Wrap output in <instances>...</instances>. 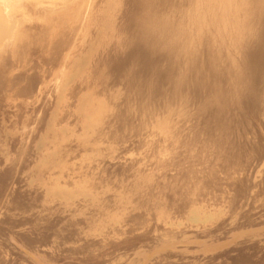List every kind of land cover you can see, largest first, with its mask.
I'll return each mask as SVG.
<instances>
[{"label": "bare ground", "instance_id": "bare-ground-1", "mask_svg": "<svg viewBox=\"0 0 264 264\" xmlns=\"http://www.w3.org/2000/svg\"><path fill=\"white\" fill-rule=\"evenodd\" d=\"M190 1L0 0V112L35 114L30 126L26 117L0 127V150L9 133L20 137L0 162V264H264V0H237L242 20L226 26L228 38L211 36L240 45L223 61L208 39L198 55L188 49L180 16ZM233 1L205 2L225 12ZM112 38L133 44L125 59L111 57ZM46 97L53 108L37 139ZM194 109L202 129L233 116L199 177L169 148L181 137L170 128ZM174 165L177 179L166 180ZM173 181L192 186L179 193ZM78 202L99 216L89 205L97 218L73 233L81 221L66 212ZM51 207L66 216L45 214Z\"/></svg>", "mask_w": 264, "mask_h": 264}, {"label": "rangeland", "instance_id": "rangeland-1", "mask_svg": "<svg viewBox=\"0 0 264 264\" xmlns=\"http://www.w3.org/2000/svg\"><path fill=\"white\" fill-rule=\"evenodd\" d=\"M132 1H134V0H129V2H132ZM205 1H206V0H203L202 2H201V0H200V1H199V0H198V1H197V0L194 1L195 3H197V2H199V4L202 3V6L200 7L201 9H200V10L197 9V11L195 12V7H194V4H195V3L193 4V0H191V1H190V3L192 2V3H191V7H190L191 9L189 8L190 11L186 12L188 15L182 13V16H180V21H181V25H182L181 27H184V26L187 27L186 29H184V28H185V27H184V28H183V29H184L183 31L186 32L185 34L187 35V39L189 40V43L194 41V42L192 43V44H193V45H192L193 47L191 46V44H190V45L188 44V47H189L188 49H189V50L193 49L192 51H196V54H195V55H198V54H197V51H199V50L197 49L198 46H200V47H199V49H200V48H201V45L204 43V42L202 43V41H203L204 39H205V40L208 39V40H209V43H210L212 46L214 45V46H213L214 49L219 50V56L224 57V58L221 57V61L226 60V58H227L226 55L223 56V55H224V52H225V54H229L230 56H232V54H233L232 57H236V58H238V56L240 55V54H239L240 52L238 51V49L240 48V45H239V46H238V44H237V45H236V44L231 45L230 43H232V42H230L229 39H228V40H224V42H222V40H220L222 43H220V42H218V41L214 42L213 40H211V39H212L211 36H213V38H215V39H216V38L218 39V32H217L216 30H220L221 33H222V36H223L224 34H227V38H228V33H227L228 31H227V30H228L229 28L226 27V26H228V25L230 24V22H239L240 20H242V17H241V16H243V12L241 11V13H240V11H239V9H238V6H239L238 4H239V3L237 2V0H236V1H233V2H235V3H233V2H232L233 4L231 3V4H232V5L230 6L231 9L228 10L229 7H226V8H225V9H226L225 12H223L224 10H222V9H220V8L218 9V7L216 8V6H215L214 4H212V5H214L213 7L216 9V11H217V12H216L215 10H213L214 8H212V6H208V7H209V8H208V7L206 6V4H208V3H206ZM204 2H205V5H204ZM192 4H193V5H192ZM236 4H237V6H236ZM127 5H129V3H128ZM127 5L125 6V8H126V7H130V8H132V5H129V6H127ZM209 5H210V4H209ZM223 6H224V5H223ZM235 6H236V7H235ZM202 7H203V8H202ZM210 7H211V8H210ZM206 8H207L208 10H206ZM126 9H127V8H126ZM128 9H129V8H128ZM128 9H127V11H128ZM193 9H194V11H193ZM240 9H241V8H240ZM130 10H131V9H130ZM191 10H192V11H191ZM205 10H206V13H207V14H205V16H204V20L206 19L205 22H204V21L202 20V19H203L202 17H203V15H204L203 12H204ZM218 10H219V13H218ZM227 10L229 11V14H228V11H227ZM200 11H201V12H200ZM220 11L223 12V13H225V14H222V15H225V16H226V17L224 16L225 18H224L223 16H221V12H220ZM233 11H234V12H233ZM255 11H256V10H254L253 12H255ZM199 12H200V13H199ZM208 12H209V13H208ZM230 12H231V13H230ZM190 13H191V18H190ZM193 13H194V14H193ZM204 13H205V12H204ZM217 13H218V14H217ZM255 13H256V12H255ZM255 13H254V14H255ZM196 14H197V15H196ZM198 14H199V15H198ZM208 14H210V15H208ZM215 14H216L217 16H220V17H217ZM193 15H194V16H193ZM207 15H208V16H207ZM211 15H212V17H211ZM229 15H230V17H229ZM237 15H238V16H237ZM255 15H256V14H255ZM227 16H228L229 18H228ZM232 16H234V18H232ZM239 16H240V18L237 19ZM182 17H183V18H182ZM186 17H187V18H186ZM193 17H195V18H193ZM197 17H199V18H197ZM188 18H189V19H192V21H191V20L189 21ZM196 18H197V20H196ZM220 18H221V19H220ZM231 18H232V21H230ZM185 19H186V21H187V22L185 21L186 24L184 23V20H185ZM198 19H199V20H198ZM228 19H229V20H228ZM122 20H123V18L121 19V21H122ZM225 20H227V21H225ZM188 21H189V24H188ZM199 21H201L200 24H199ZM202 21H203V22H202ZM211 21H212V23H211ZM195 22H196V23H195ZM206 22H207V24H205ZM218 22H219V23H218ZM224 22H228V23L226 24V23H224ZM190 23H191V24H190ZM202 23L204 24L205 27L203 26ZM194 24H197L196 27H195ZM201 24H202V25H201ZM222 24H223L224 27L222 26ZM199 25H200V26H199ZM206 25H207V26H206ZM208 25H209V26H208ZM192 26H193V27H192ZM197 26H199V27H197ZM202 26H203V27H202ZM220 26H221V27H220ZM191 27H192V28H191ZM208 27H209V28H208ZM210 27H211V29H210ZM219 27H220V28H219ZM222 27H223V28H222ZM190 28H191V29H190ZM199 28H200V29H199ZM206 28H208V29H207L208 32H207ZM226 28H227V29H226ZM195 29H196L197 31L200 30V31L197 32V33H199V36L202 34L201 37H197V38H196V35H195L196 31H195ZM209 29H210V30H209ZM224 29H226L225 31H227V32H225ZM211 30H213V31H211ZM189 31H190L191 33H190ZM194 31H195V32H194ZM201 31H202L203 33H201ZM210 32H211V33H210ZM215 32H216V33H215ZM189 33H190V34H189ZM197 33H196V34H197ZM213 33H215V34H213ZM216 34H217V35H216ZM197 35H198V34H197ZM209 35H210V36H209ZM190 36H191V37H190ZM216 36H217V37H216ZM193 38H194V39H193ZM198 38H200V39L202 38V39L200 40L201 42H199V39H198ZM227 38H226V39H227ZM112 40H113V41H112ZM114 40H116V41H114ZM192 40H193V41H192ZM225 41H227V42H225ZM228 41H229V42H228ZM115 42L118 43L119 45H117V46L114 48L111 57H112L113 59H117V58H121V57H123L122 59H125V58L129 55V53L132 51L131 48H132L133 44H132V43H129V44H120V43L117 41V38H116V39L112 38V39H111V43L115 44ZM111 43H109V44H111ZM198 43H199V44H198ZM200 43H201V44H200ZM214 43H215L216 45H215ZM194 45H195V46H194ZM196 45H197V48H196ZM190 46H191V48H190ZM216 46H217V47H216ZM215 47H216V48H215ZM242 47H243V45H242ZM242 47H241V49H242ZM223 48H224V49H223ZM232 49H233V50H232ZM98 52H99L98 54H101L99 50H98ZM227 52H228V53H227ZM101 55H102V54H101ZM101 55H100V56H101ZM104 55H105V54H104ZM229 55H228V56H229ZM239 57H240V56H239ZM96 58H98V59L96 60ZM96 58L94 59L95 62L99 60V57H96ZM224 62H226V61H224ZM96 63H97V62H96ZM253 94H254V93H253ZM253 94H251V96L249 97L250 99L254 98V97H253ZM46 99H47V97L44 98L43 100L41 99V101L39 102L40 104H41V103L43 104V105H42V108H41V109H43V110H41L42 113H41V111H40L39 114H38V119H41V118H42V121H41V122H42L43 124H42V123H41V124L43 125V128H41L42 125L40 124V125H39V126H40V129L38 128V132L40 131V132H39L40 134L38 133L39 135H38L37 139H38V138L40 137V135H42L43 132L45 131V125H46L45 122L48 120L49 114L51 113V110H52V108H53V106L51 105V101H48V100H50V99H52V98L50 97V98H48L47 100H46ZM212 99H213V97H211V98H207L206 101H203L205 107L208 105L209 100H212ZM252 100H253V99H252ZM45 101H46V102H45ZM47 101H48V102H47ZM205 102H206V103H205ZM207 102H208V103H207ZM39 103H38V104H39ZM44 105H45V107H44ZM48 105H49L50 108L48 107ZM8 108H9V107L6 106V107H4V109H3V110H5V111L1 110V112H0V118H1V119H0V125H1L0 127H1V128H2V126H3V128H4V127H7V126H8L9 124H11V123L13 124V121H14L15 119L18 121V122H17V125H18V123L21 121V119L27 120L28 117H29V115H30V117H31L32 113H34V112H30V111L28 110V113L30 112L29 115H28V113H26V114H27V116H26L25 113H24L25 118H23L24 115H23V116L21 115L22 118H21V116H17V118L19 117V119H17L16 116H14L15 113L12 112L10 108H9V109H8ZM7 111H8V112H7ZM6 112L9 113V114L12 112L13 115L10 114V115H11V116H10L9 114H6ZM43 112H44V113H43ZM195 112H198V113L196 114ZM200 112L202 113V110L199 111L198 109H197V110L194 109L193 111H191V115H192V117H188V119L190 118V119H189L190 121H188L187 118H186L187 122H186V121L184 122L185 119H182L183 121H182V120H179V121H178V122H179V123H178V126H177V124L175 125L176 128L178 127L177 129H174L175 127L173 126L174 128H172V129H174V130L172 131V129L170 128V132H171V134H172V132H173V134H177V133L180 132L181 137H180L179 134H177V135H173V136H175V137L178 136V137H176V138H179V137H180L181 140H180V139H176V141H174V143H175V142H176V143H177V142H178V143L180 142V144H178V143H177V144H174L175 147H174L173 149H172L171 147H169L170 150H173V151H171L172 153L177 152V153H180V157L186 155V157H187L188 159L190 158V159H189L190 161H189V160L186 161L185 158H184L185 161H184V159H182V160L180 159V161L183 162V164H184V165H182V167H183V166H184V167H185V166H186V167L189 166V168H190V166H191V165L193 166V164H194V168H195V169H192V170H193L194 172L197 171V174H199V175L196 174V176H198V177L204 175L205 173H203V172H204L205 170H207L205 166L208 165V164H207V163H208V162H207V159H208L207 156L210 155V152H211V150H209V148L211 149L212 146L214 147V146L217 144V143H216L217 141L214 140L215 138L218 139V138L216 137V136H217V132H218L219 134H220V133H223V131H225V132H227V133H230V132H231V128H230L229 124L231 123L230 121H231L232 118H233V116H231V114H227V115L221 120V123H220V125L222 124L221 126L224 125V127H223V128H222V127H221V128H217L218 125H217V122H215L216 119H217V117H216V115H215L214 117L212 116V117H210V120H209V118H207L209 122H208L207 126H206V124H204V125H205V126H204L205 128L202 129V127H203V126H202L203 123L201 124L200 121L197 120V119H199L198 116H200V119H201V117H202V114H200ZM1 113H2V114H1ZM45 113H46L47 115H46ZM194 113H195V114H194ZM229 113H230V112H229ZM3 114H4V115H3ZM5 114H6V115H5ZM43 114H44V115H43ZM198 114H199V115H198ZM2 115H3V116H2ZM8 115H9L10 117H9ZM34 115H35V114H33V116H34ZM195 115H198V116H195ZM1 116H2L4 119H2ZM7 116L10 118L11 121L8 119ZM33 116H32L31 118H33ZM40 116H42V117H40ZM44 116H45V117H44ZM13 117H14V118H13ZM26 117H27V119H26ZM34 118H35V117H34ZM36 118H37V115H36ZM44 118H45V119H44ZM7 119H8V122H7ZM13 119H14V120H13ZM38 119H37V120H38ZM43 119H44V120H43ZM200 119H199V120H200ZM212 119H213V120H212ZM225 119H226V120H225ZM3 120H4V121H3ZM19 120H20V121H19ZM29 120H30V121H29ZM28 121L31 122L32 120L29 118V119L27 120V122H28ZM43 121H44V122H43ZM180 121H182V122H180ZM224 121H225V123H224ZM1 122H3V123H7V125H6V124H3V123L1 124ZM29 122H28V123H29ZM46 123H47V122H46ZM176 123H177V122H176ZM15 124H16V123H15ZM179 124H180L181 128H179V127H180ZM181 124H184V125H185V128H186L185 130H183L184 127H182V126H184V125H181ZM215 124H216V125H215ZM227 124H228V125H227ZM5 125H6V126H5ZM30 125H31V124L29 123V126H30ZM173 125H174V124H173ZM197 125H198V127H196ZM210 125H211V126H210ZM213 125H215V126H213ZM231 125H232V124H231ZM9 126H13V125H9ZM9 126H8V127H9ZM29 126H28V127H29ZM225 126H226V127H225ZM15 127H16V126H15ZM214 127H215V128H214ZM218 127H219V126H218ZM194 128H196V129L194 130ZM197 128H199L200 130H197ZM208 128H210V130H212L213 132H211L210 130H208ZM27 129H28V128H26L25 130H27ZM178 129H179V130H178ZM180 129H181V130H180ZM205 129H206V130H205ZM225 129H226V130H225ZM228 129H229V132L227 131ZM8 130H9V131H8ZM8 130H7L8 132L11 131L10 129H8ZM41 130H42V133H41ZM176 130H177L178 132H177ZM182 130H183V133L181 132ZM190 130H191V131L194 130V131L191 132ZM201 130H204V131H202V133H201ZM221 130H223V131L221 132ZM175 131H176V133H174ZM196 131H197V132H196ZM5 132H6V131H5ZM188 132H189V133H188ZM190 132H191V133H190ZM198 132H199V133H198ZM17 133L19 134V132H16L15 135L9 133L8 136L5 137V139L7 140V144H8V146H7V148H4V149H1V150H0V159H1L0 162H2V165H3V164L5 165V164L7 163V162L5 163L4 157L7 156L8 152H11L12 150H14V147H15V146H14V145H15V139H16V138H18V139L20 138L19 135H18ZM193 134H194V135H193ZM17 135H18V137L14 138V137L17 136ZM189 135H190V136H189ZM192 135H193V136H192ZM207 135H208V136H207ZM214 135H215V136H214ZM11 136H12V138H11ZM171 136H172V135H171ZM205 136H206V137H205ZM175 137L172 138V139L175 140ZM193 137H194V138H193ZM203 137H204L205 140L202 139ZM209 137H211V138H209ZM213 137H214V139H213ZM13 138H14V139H13ZM189 138H190V139H189ZM12 139L14 140L13 145H12V142H13ZM18 139H17V140H18ZM208 139H209V140H208ZM17 140H16V141H17ZM168 140H169V139H168ZM202 140H203L204 142H202ZM211 140H212V141H211ZM36 141H37V140H36ZM36 141L33 142V147H32V148H33V150H34L35 152H38V151L40 150V149H39V147H40V143H39V142H36ZM182 141H183V142H182ZM184 141L187 142V143H185ZM189 141H190V142H189ZM196 141H197V142H196ZM207 141H208V142H207ZM214 141H215V142H214ZM9 142H10V143H9ZM35 142H36V143H35ZM167 142H168V141H166V143H167ZM169 142H170V141H169ZM191 142H193L194 144H192ZM199 142H200V143H199ZM213 142L215 143L214 145H213ZM182 143H183V144L185 143V145H183ZM197 143H198L199 146L197 145ZM205 143H206L207 145H206ZM9 144H11V145L9 146ZM190 144H191V145H190ZM195 144H196L197 148H194V147H196V146H194ZM204 144H205V145H204ZM211 144H212V145H211ZM17 145H18V144H17ZM103 145H105V144H103ZM177 145H178V146H177ZM186 145H187V146L189 145V146L187 147ZM202 145H203V146H202ZM180 146H184V147H183L182 149H180V148H181ZM192 146H194V147H192ZM207 146H208V147H207ZM176 147H178V148L176 149ZM185 147H186V148H185ZM189 147H190V148H189ZM205 147L208 148V151H207V148H205ZM188 148H189V150H188ZM192 148H193L195 151H194ZM202 148H203V149H202ZM204 148H205V149H204ZM10 149H12V150H10ZM175 149H176L177 151H176ZM179 149H180V150H179ZM185 149H186V150H185ZM191 149H192V150H191ZM212 149H213V148H212ZM2 150H3V151H2ZM4 150H5V151H4ZM136 150H137V148H136ZM174 150H175V151H174ZM203 150H205V152H204ZM182 151H184V152L186 151V153L183 152V154H182ZM188 151H189V154H188ZM209 151H210V152H209ZM2 152H3V153H2ZM192 152H193V153H192ZM195 152H196V153H195ZM199 152H200V154H199ZM202 152H203V153H202ZM6 153H7V154H6ZM177 153H176V154H177ZM190 153H192V154H190ZM167 155H168V154H167ZM167 155H166V156H167ZM188 155H189V156H188ZM191 155H192V156H191ZM202 155H203V156H202ZM204 155H205V157H204ZM3 156H4V157H3ZM196 156H197V158H196ZM201 156L204 157L203 160H202V157H201ZM1 157H2V158H1ZM191 157H192V159H191ZM193 157H195V159H194ZM166 158H168V157H165V158L163 157V158H161V160L166 159ZM191 160H192V161H191ZM203 161H204V162H203ZM205 161H206V162H205ZM189 162H192L193 164H191V163H189ZM200 162H201V164H200ZM202 163H203V164H202ZM204 163H205L206 165H205ZM177 164H178V163H177ZM177 164H175V165H177ZM186 164H187V165H186ZM2 165H1V169L4 167V165H3V167H2ZM175 165H174V167L171 166V168H174V170H173V169H170V167H169V170L166 169L167 172H166V170L164 171L165 174H167L166 180H169V179H171V178H172V179H171L170 181H172V180H174V179H175V180L177 179V178L174 177V175H175V173H176V171H177V170H176V169H177V166H178L179 169H180L181 167H180L179 165H177V166H176V169H175ZM198 165H199V167H200V166H201V167L199 168ZM192 166H191V168H193ZM202 168H203V169H202ZM164 169H165V168H164ZM200 169H202V170H200ZM190 170H191V169H190ZM192 170H191V172H193ZM199 170H200V171H199ZM172 172H173V173H172ZM194 172H193V173H194ZM200 173H201V174L203 173V174L201 175ZM169 174H170V175H169ZM171 174H172V175H171ZM176 174H177V173H176ZM169 176H170V177H169ZM175 176H176V175H175ZM168 177H169V179H167ZM173 177H174V179H173ZM160 179H161V178H160ZM163 179H164V177H163ZM164 180H165V179H164ZM184 181H186V180H184ZM175 182H176V181H175ZM178 182H179V181H177L176 183H174V181L172 182V184H173V183L176 184V186L174 185L175 187L173 186V188H176L177 186H179V187H177V192H179V193L181 192V191H180L181 189H184V191H187V188H188L190 182L186 183V184H187V185H185V186H186V187H185L186 190H185V188H181V187H184V186H182V184L180 183L181 181H180L179 183H178ZM198 182H200V181H198ZM198 182H196V184H193V186H194V185L197 186V184H198L197 187H199L200 183H198ZM178 184H180V185H178ZM191 186H192V185H190L189 187H191ZM195 186H194V187H195ZM194 187H193V189H194ZM23 188H24V187H23ZM195 188H196V187H195ZM156 189H157L156 191L159 190V188H156ZM191 189H192V188H190V190H191ZM193 189H192V191H193ZM161 191H162V190H161ZM161 191H159V192H161ZM163 191H164V190H163ZM184 191L182 190V192H184ZM163 193H164V192H163ZM185 193H186V192H185ZM135 194H137V192H134L131 196L134 197ZM140 194H143V191H142ZM189 194H190V193H189ZM190 195H191V194H190ZM184 196H185V195H184ZM186 196H187V195H186ZM188 196H189V195H188ZM81 201H82V200H81ZM81 201H80V202H81ZM86 202L88 203V202H90V200H88V201H86ZM82 203H83L84 205H83V204H80V203L78 202V205L80 204L81 207H83L82 209H81V207H79L80 205H79V206L76 205V206H78V207L75 206V208H73L74 210L72 209L73 211H68V210H67V212H66V213H67V216L69 215L68 217H76V216L78 215V217H76V220H73V219H75V218L71 219V221L73 220L72 222H75V221H78V222H79V221H81V222H79L78 224H76L77 222H76V223H71V224L73 225V227H75V228H73V230H72L73 233H75V231H77V230H78L77 232H79V230H81V229L78 228V227H80V223H81L82 225H84V226H86V225L88 224L87 222H88L90 219H88V221H87V218H88L87 216H90L91 213L94 212V210L97 208V207H94V210H93V207H91V206H93V205H92V204H89L90 207H91V209H92V212H91L90 207H88L89 205L86 204V203H84V202H82ZM90 203H91V202H90ZM41 204H42V203H39L40 206L38 205V208L41 207ZM44 204H45V203H44ZM49 204H53V203H49ZM49 204L46 203V205H48V206L50 207ZM76 204H77V203H76ZM85 204H86L87 209H88L89 211L86 209ZM82 205H83V206H82ZM53 207H54V204H53ZM53 207H51L52 210H51V209L46 210L47 212L44 211V213L49 215V212H50L51 214H50L49 216H51V215L54 214V217L59 216L60 213L63 214V210H62V212L58 213V212L56 211V210H57L56 207H55V209H54ZM38 208L36 207L35 212H38V211L41 210V209L38 210ZM61 209H62V208H61ZM83 209H85V210H83ZM50 210H51V211H50ZM54 210L56 211V215L58 214L57 216L55 215ZM79 210H80V211L82 210L83 212L86 211V214H85V212H84L85 216H83V215H84L83 212H80ZM52 211H53V212H52ZM58 211H61V210L59 209ZM68 212H70V213H68ZM72 212L75 213V214H71ZM90 212H91V213H90ZM66 213L64 212L63 215L66 216ZM77 213H78V214H77ZM94 213H95V212H94ZM94 213H93V215H91L90 217H92V216L94 217V216H95ZM62 214H61V215H62ZM82 214H83V215H82ZM88 214H89V215H88ZM95 214H96V216H97V215L99 216L98 213H95ZM36 215H37V213H35V216H36ZM43 215H44V214H43ZM43 215H41V216H43ZM63 215H62V217H64L63 219H64V220H65V219L68 220V217H65V216H63ZM70 215H71V216H70ZM72 215H73V216H72ZM75 215H76V216H75ZM80 215H82V216L80 217ZM98 216H97V217H98ZM52 217H53V216H52ZM59 217H61V216H59ZM97 217H94V219H96ZM81 218H82V219H83V218L86 219L85 222H84ZM69 219H70V218H69ZM77 219H78V220H77ZM35 221H36V222H35L36 225H37L39 222H41V220H39V222H38V219L35 220ZM91 221H92V220H91ZM37 222H38V223H37ZM69 222H70V221H69ZM84 223H85V224H84ZM39 224H40V223H39ZM76 225H78V227H77ZM84 226H83V227H84ZM81 227H82V226H81ZM81 227H80V228H81ZM83 227H82V228H83ZM76 229H77V230H76ZM77 232H76V233H77ZM68 233H69V232H68ZM63 235H64V234H63ZM61 239H62V238H61ZM62 241H63V240H62ZM60 242H61V240H60ZM1 244H2V246L5 245V244H3V243H1ZM5 246H6V245H5ZM59 247H60V246H59Z\"/></svg>", "mask_w": 264, "mask_h": 264}]
</instances>
